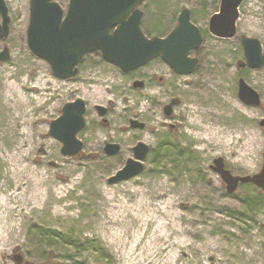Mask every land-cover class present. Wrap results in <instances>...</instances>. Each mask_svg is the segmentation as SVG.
Wrapping results in <instances>:
<instances>
[{"label": "rangeland", "instance_id": "374dc122", "mask_svg": "<svg viewBox=\"0 0 264 264\" xmlns=\"http://www.w3.org/2000/svg\"><path fill=\"white\" fill-rule=\"evenodd\" d=\"M55 1L66 12L69 0ZM5 2L11 24L9 35L0 38V51L10 53L8 60L0 61V183H5L7 196L16 193L13 206L17 210L8 218L15 222L0 245V264H147L154 231L148 228L147 233V204L170 203L181 217H168V234L182 229L187 234L178 238L191 245L187 257L175 252L176 264H264V190L243 183L229 193L214 169L218 158H223L225 169L235 176H252L263 166L264 66H244L240 36L259 39L264 54V0L244 1L237 35L231 39L208 31L220 0H145L140 6L141 27L148 37H166L177 26L181 11H190L191 22L203 37L200 48L190 53L198 60L197 68L180 74L157 57L124 73L100 53H92L71 79L56 77L49 63L30 50V0ZM41 76L47 81L45 90H21L35 99L29 105L19 106L15 94L8 101V80L19 84L26 79L29 85H38ZM240 79L259 94L260 105H248L239 97ZM135 81H145V86L135 88ZM95 87L104 93L95 94ZM207 89L231 95L233 103L249 116L241 115L232 103L225 125L228 135L241 132L237 149L242 150L245 143L256 147L254 169L236 163V156L223 143L210 144L202 152L199 149L205 142L184 134L191 101L201 121L209 126L215 122L209 113L218 110L219 104L205 106ZM77 98L87 104V124L78 133L81 152L69 156L63 154V144L51 135L50 127L62 115L64 105ZM169 105L171 113L167 114ZM98 107L106 113L101 115ZM132 121L145 125L134 127ZM140 142L150 148L141 161L143 171L110 183L129 159H135L133 148ZM107 144H118L120 150L109 155ZM21 150L26 157L25 176H21V189L15 191L10 157ZM38 173L44 175L46 186L35 185ZM125 208L132 214H121ZM115 211L121 214L118 225L112 222L118 217ZM117 228L124 232L125 241L116 240L113 232ZM211 253L216 254L213 260ZM166 256L161 253L160 259Z\"/></svg>", "mask_w": 264, "mask_h": 264}, {"label": "water", "instance_id": "95a60500", "mask_svg": "<svg viewBox=\"0 0 264 264\" xmlns=\"http://www.w3.org/2000/svg\"><path fill=\"white\" fill-rule=\"evenodd\" d=\"M145 0H69L66 10L55 0H30V22L27 41L30 50L37 57L47 61L55 76L61 79L74 78L79 72V64L86 55L99 52L102 57L117 65L124 73L145 66L151 60L161 57L175 72L192 73L198 60L191 57L193 50L200 48L203 37L199 28L191 22V13L183 9L177 26L166 37H148L142 30ZM244 0H221L219 10L211 16L208 31L216 37L231 39L237 35V21ZM0 38L9 35L11 18L5 0H0ZM246 63L244 66L259 68L264 66V54L259 39L240 36ZM10 58L8 49L0 51V61ZM239 97L248 105H260L259 94L243 79L239 81ZM144 83L136 81L134 86L142 88ZM172 105L166 106L171 113ZM86 102L77 98L62 108V115L51 122V135L62 142L65 155H78L83 142L78 133L85 128ZM101 115L106 109L98 107ZM134 127L145 124L132 121ZM264 125V121L261 122ZM107 154L115 155L118 144H107ZM135 159L128 160L123 170L110 178V183L129 179L140 174L150 148L138 143L134 148ZM264 156V152H263ZM214 169L226 183L229 193H233L240 183H253L264 190V162L260 172L248 176H235L225 169L223 158L214 161Z\"/></svg>", "mask_w": 264, "mask_h": 264}, {"label": "bare ground", "instance_id": "6f19581e", "mask_svg": "<svg viewBox=\"0 0 264 264\" xmlns=\"http://www.w3.org/2000/svg\"><path fill=\"white\" fill-rule=\"evenodd\" d=\"M11 2V0H9ZM8 76L13 77L14 72L12 74H8ZM7 76V77H8ZM8 80V78H7ZM41 83L38 85H29V82L25 79L21 83L17 84L16 82H12L11 80L7 81L8 84V90L11 93L9 95L8 101H12L14 94L16 95L17 99L14 100L16 103H18L19 106L24 107L30 104L31 100H35L32 96L25 94L21 92L23 88H26L30 91H34L35 88H39L40 90H45L46 89V80L44 79V76H41ZM110 82V80H106L105 83ZM115 83V82H113ZM94 93L95 94H103V89L99 88L97 89L96 87L94 88ZM204 104L209 105V104H216L218 103V110L210 111V115H213L215 118V122L210 123L209 125H206L203 121H201V116L198 114L197 110L194 107L193 101H191L192 106L187 107L186 111V116H187V123L185 126L184 134L192 139V140H197V141H204L205 146L202 149H199L202 152H205L209 150V145L215 143L216 146H220L222 143L229 149L230 153L234 154L236 156V163H239L241 165H245L249 169H254L256 165V160H255V155H256V147L253 145H250L248 143L244 144V147L237 149L236 144L237 141H241V132H238V136H233V135H228L227 133V108L229 107L230 104L233 103L231 95H228L227 93H223L222 96L220 94H216L211 92L210 90L207 89L205 91L204 95ZM44 98V97H43ZM37 99V98H36ZM178 101V100H177ZM115 106V105H114ZM233 106L239 110V113L241 115H245L249 117L245 112H243L242 109L239 108V106L236 103H233ZM145 107V106H144ZM143 107V108H144ZM203 109V105L201 106ZM201 109V108H200ZM145 111V109H144ZM222 111V112H221ZM203 113L208 114V111L204 110ZM253 115L250 116L252 118ZM161 120V119H160ZM159 120V121H160ZM26 161V157L23 154V151H18L14 153L12 157H10V162H11V168L10 172L12 174V178L15 180V191L21 189V176L23 175V163ZM244 162V163H243ZM35 185L36 186H46L47 181L44 178L43 174L38 173L36 178H35ZM4 184L5 183H0V245L4 239V234L7 233L9 230H12L14 227V219L12 223L8 221V218L14 217V212L17 210L16 206H13L14 199L13 197H17L16 193L10 194V196H7L5 194V189H4ZM164 186H161L162 188ZM167 199H171V197H168ZM171 204V203H170ZM170 204L166 206H161V205H154V204H147V233H148V228H153V237L149 241V246H148V253H147V264H176L177 262L173 259L175 252H183L184 256L187 257V249L190 247V244H187L185 240L179 239L178 236H183L186 235L187 232H185L182 229H175V232L173 235L168 234L170 231V223L167 222V219L169 216L173 215L174 217H181L180 213L176 212L174 208L170 207ZM154 206L151 208V206ZM143 208V207H141ZM5 213V215H4ZM116 218L112 220L114 224L120 223L121 222V214L126 216L127 214H132V211L129 209L125 208L123 212L120 214V212L115 213ZM113 215V214H112ZM118 225V224H117ZM151 226V227H150ZM113 235L116 237L117 241H121L120 239H123L122 241H125L126 239L124 238L125 234L122 231H119L117 228L116 231L113 232ZM169 238L167 241L166 239ZM157 242H163L161 245H157ZM212 243L218 245L219 244L216 241H212ZM222 247V245H221ZM225 249H228L226 247H223ZM158 252V254H156ZM161 253L167 254L166 260L162 261L160 259ZM234 253V252H233ZM236 253V252H235ZM170 254V255H169ZM250 254V253H249ZM160 255V256H159ZM210 260L215 259L216 254L211 253L210 255ZM251 258V256L249 257ZM178 261V260H177ZM130 264H136V263H130ZM145 264V263H142Z\"/></svg>", "mask_w": 264, "mask_h": 264}, {"label": "flooded vegetation", "instance_id": "af4514ba", "mask_svg": "<svg viewBox=\"0 0 264 264\" xmlns=\"http://www.w3.org/2000/svg\"><path fill=\"white\" fill-rule=\"evenodd\" d=\"M144 86H145V81H144Z\"/></svg>", "mask_w": 264, "mask_h": 264}]
</instances>
